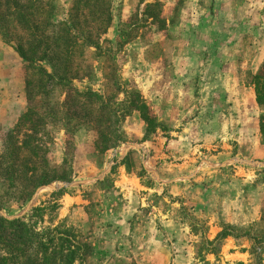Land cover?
I'll return each mask as SVG.
<instances>
[{
	"label": "rangeland",
	"instance_id": "374dc122",
	"mask_svg": "<svg viewBox=\"0 0 264 264\" xmlns=\"http://www.w3.org/2000/svg\"><path fill=\"white\" fill-rule=\"evenodd\" d=\"M48 1L59 36L74 0L42 6ZM111 6L102 48L85 46L69 93L57 86L33 99L50 120L48 160L69 179L27 202L2 198L0 185V214L31 219L41 208L31 222L73 227L91 249L87 264H264V105L255 85L256 75L264 81V0ZM21 34L1 11L2 133L30 104L34 68L5 36ZM89 89L108 106L104 124L111 111V129L121 134L107 150L91 120L101 102L82 95ZM137 97L153 125L130 105Z\"/></svg>",
	"mask_w": 264,
	"mask_h": 264
},
{
	"label": "trees",
	"instance_id": "16d2710c",
	"mask_svg": "<svg viewBox=\"0 0 264 264\" xmlns=\"http://www.w3.org/2000/svg\"><path fill=\"white\" fill-rule=\"evenodd\" d=\"M41 1L0 0V12L13 16L22 33L18 39L5 35L6 40L14 42L20 57L29 68H34L27 78L30 104L10 131H0V185L5 190L1 196L22 202H27L42 186L69 179L48 160L46 140L50 120L33 99L54 95L57 86L63 92L72 87L79 74L85 46L101 50L100 36L107 32L112 21V0H74L70 19L63 23L60 35L56 36L47 10L51 1L47 6L44 3L42 6ZM153 6L148 5L150 9ZM255 77L258 102L264 105V81ZM82 95L92 105L102 103V112L91 119L96 121L99 143H105L104 147L96 144L97 148L107 150L120 142L121 134L111 129L115 126L110 122L111 111L108 123L104 124L106 118L102 114L108 106L103 96L91 89ZM130 105L142 112L149 126L155 123L140 97L131 100ZM42 212L41 208H35L31 219L26 216L8 218L0 214V264H87L91 249L89 244L79 240L73 227L61 221L57 225L38 228L31 222L34 218L39 219Z\"/></svg>",
	"mask_w": 264,
	"mask_h": 264
}]
</instances>
